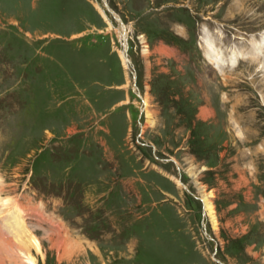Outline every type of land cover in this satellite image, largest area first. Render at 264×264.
Instances as JSON below:
<instances>
[{"label":"rangeland","instance_id":"obj_1","mask_svg":"<svg viewBox=\"0 0 264 264\" xmlns=\"http://www.w3.org/2000/svg\"><path fill=\"white\" fill-rule=\"evenodd\" d=\"M106 1L0 0V264H264V0Z\"/></svg>","mask_w":264,"mask_h":264},{"label":"bare ground","instance_id":"obj_2","mask_svg":"<svg viewBox=\"0 0 264 264\" xmlns=\"http://www.w3.org/2000/svg\"><path fill=\"white\" fill-rule=\"evenodd\" d=\"M203 42H204L205 48H206V53H205L206 57L209 59V61L211 62L212 66L215 67V69L218 68L219 70H221L222 66L226 63V61L223 57V54H221L216 48H214L215 46H214L213 42L209 40V38L204 37ZM263 47H264V33L259 35V44L255 43V44H253V46L251 48L254 50L253 52L256 54V56L254 55L252 57H249L250 56V54H249L248 56H245V58H247V59L248 58L249 59L254 58L255 60H260V63H261V60L264 58V51H262ZM260 53H262V54L260 55ZM240 54L241 53H239L238 51L232 52L229 55V59H228L229 63L232 65H235L238 62L239 58L243 56V55L241 56ZM260 56H262V57L260 58ZM122 58L124 60L123 61L124 65L127 68V60L124 58V56H122ZM147 116L150 117L149 112H147ZM196 178L197 177L194 176L193 179H196ZM195 184H196V186H198L201 194H203V199H204V197H205V194L203 192L204 187L199 186L200 185L199 182H196ZM203 202L205 204L206 212H207L208 216L210 217L212 223H214V224L217 223V218H216L214 206L208 200H204ZM19 248H20V246H19ZM20 249H22V248H20ZM23 251H25V253H27L28 255L30 253L29 249H24ZM29 258H30V255H29Z\"/></svg>","mask_w":264,"mask_h":264}]
</instances>
